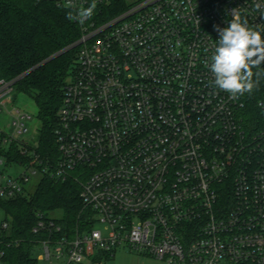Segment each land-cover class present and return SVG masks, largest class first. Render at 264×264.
Wrapping results in <instances>:
<instances>
[{
    "label": "built area",
    "instance_id": "obj_1",
    "mask_svg": "<svg viewBox=\"0 0 264 264\" xmlns=\"http://www.w3.org/2000/svg\"><path fill=\"white\" fill-rule=\"evenodd\" d=\"M56 1L76 15L92 3ZM256 3L264 0H96L91 19H75L82 35L56 162L28 137L33 116L12 99L15 81L0 79V117L12 127L0 129V148L25 158L17 177L0 173V199L29 195L33 176L81 185L82 228L36 211L38 260L93 264L126 245L161 264H264V96L247 121L246 96L215 88L208 67L215 26L233 10L264 34ZM11 232L0 208V264L20 242Z\"/></svg>",
    "mask_w": 264,
    "mask_h": 264
},
{
    "label": "trees",
    "instance_id": "obj_2",
    "mask_svg": "<svg viewBox=\"0 0 264 264\" xmlns=\"http://www.w3.org/2000/svg\"><path fill=\"white\" fill-rule=\"evenodd\" d=\"M117 12L113 11L110 16ZM69 13L76 15L73 8L58 5L56 0H0V79L14 80L15 91L34 100L41 121L38 150L54 162L59 158L56 141L59 109L66 83L75 69L79 51L75 45L82 35L81 26L69 18ZM252 71L261 73L253 77L258 80L256 89L245 94L248 102L246 119L255 122L259 118L257 102L264 96V66ZM0 152L7 155L9 162L25 161L15 145L9 151L0 148ZM80 192L81 185L74 177L55 181L43 176L34 193L0 199V208L11 216L10 237L20 240L18 245L6 247L8 263L40 264L35 257V237L31 233L36 223V211L60 210L59 221L65 227L70 230L82 228L85 213Z\"/></svg>",
    "mask_w": 264,
    "mask_h": 264
},
{
    "label": "clouds",
    "instance_id": "obj_3",
    "mask_svg": "<svg viewBox=\"0 0 264 264\" xmlns=\"http://www.w3.org/2000/svg\"><path fill=\"white\" fill-rule=\"evenodd\" d=\"M96 8V0L77 15L69 13L70 19L84 23L91 19ZM256 10L264 9V5L255 4ZM264 15V11H262ZM219 39L216 40L214 52L208 67L214 77L212 85L221 91L227 92L233 99L245 94H251L258 85L254 75L261 73L252 71L261 68L264 64V34L248 25L246 19H241L233 10V19L227 21V26H215ZM207 63V62H206Z\"/></svg>",
    "mask_w": 264,
    "mask_h": 264
},
{
    "label": "rangeland",
    "instance_id": "obj_4",
    "mask_svg": "<svg viewBox=\"0 0 264 264\" xmlns=\"http://www.w3.org/2000/svg\"><path fill=\"white\" fill-rule=\"evenodd\" d=\"M12 99L15 101V104L17 106L27 110L33 116V119L29 124L30 132L28 137L34 136L35 139H38L41 128V121L38 118V107L35 104L34 100L29 95L18 91H14ZM0 129L8 134L12 132L10 117L7 113H3L0 117ZM9 149L10 148L8 146L6 151H9ZM6 160V156H4V163L0 164V173L5 177H17L21 172L25 170V168L15 160H11L10 162L9 160L6 162ZM40 179V176L32 177L31 181L26 185L29 193H34ZM51 216L61 218L62 212L60 210L54 211L53 213H51ZM95 228L104 229L103 225L99 223L95 225ZM42 252V250L36 251L35 257H37ZM113 253L114 255L112 257L105 259L103 258L101 261H95L93 264H161L159 261L144 254H140L126 245L118 246L117 248H115ZM39 263L46 264V261L39 260Z\"/></svg>",
    "mask_w": 264,
    "mask_h": 264
},
{
    "label": "water",
    "instance_id": "obj_5",
    "mask_svg": "<svg viewBox=\"0 0 264 264\" xmlns=\"http://www.w3.org/2000/svg\"><path fill=\"white\" fill-rule=\"evenodd\" d=\"M76 45H77V44H76ZM76 45H75V46H76ZM68 49H69V48L64 49L63 51L59 52L58 54H56V55L50 57L47 61L51 60V59L54 58L55 56H58V55L62 54L63 52H65V51L68 50ZM21 77H22V76H21Z\"/></svg>",
    "mask_w": 264,
    "mask_h": 264
}]
</instances>
